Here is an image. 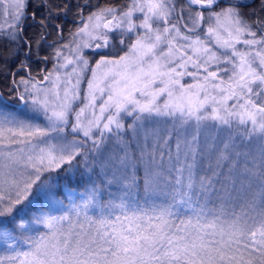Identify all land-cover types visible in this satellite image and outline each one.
<instances>
[{
  "label": "snow or ice",
  "instance_id": "6c2138e0",
  "mask_svg": "<svg viewBox=\"0 0 264 264\" xmlns=\"http://www.w3.org/2000/svg\"><path fill=\"white\" fill-rule=\"evenodd\" d=\"M73 8L0 94V264H264V0H0L13 77Z\"/></svg>",
  "mask_w": 264,
  "mask_h": 264
},
{
  "label": "trees",
  "instance_id": "16d2710c",
  "mask_svg": "<svg viewBox=\"0 0 264 264\" xmlns=\"http://www.w3.org/2000/svg\"><path fill=\"white\" fill-rule=\"evenodd\" d=\"M52 2L53 3H61L62 0H52ZM90 2L92 4H96L97 0H90ZM99 2L103 3V2H105V0H99ZM114 2H120V0H114ZM252 7H255V5H252ZM31 10L32 9L30 8L29 11H31ZM41 11H43V10H41ZM74 11H75V8H73V10L68 13L67 19H65L64 17H61L59 20L55 21V23L62 25V31H57V30L52 29V28H49L47 30L46 39L40 47V51H39V57L40 58L39 59L37 58L35 45L33 44V55H32L31 60L29 62L30 68L28 70L31 72L32 76L33 75L39 76L40 74H42V71H41V67H42L41 64H43L42 55L47 56L48 53L51 52L52 49H51V47H49L50 44H57L59 42L69 40V38H70L69 30L74 29L76 27V24L73 22L75 20V17L73 15ZM87 11L88 10H85V14L87 13ZM245 11H247V9H245ZM38 19H39V16H38ZM38 32H39V26L38 25L36 27H29L27 29L28 35L35 36ZM58 35L61 38H59L58 40H55L54 38L58 37ZM110 39L112 40V44L115 45V48L118 47L117 46V45H119L118 34L112 35L110 37ZM119 48L124 49L121 46ZM121 49L114 51L113 48L110 47L108 49L99 50L98 55H112L113 52L119 53L120 52L119 50H121ZM85 53L91 56L90 57L91 61H93L95 59V57L97 56V54H95L94 50L91 48L86 49ZM18 63H19V59H17L15 62H11V63L7 64V66H5V62L0 61V90H1L2 94L5 95L6 98L8 97L9 91L15 87V85L12 84L13 78L18 80V77L20 75H27L26 70H25V71H20L18 73V75H16L15 77L12 76V73L16 71ZM50 63H51V59L47 60V64L49 65ZM13 95H14V93H13ZM80 190H82V189L78 187L77 191H80Z\"/></svg>",
  "mask_w": 264,
  "mask_h": 264
},
{
  "label": "rangeland",
  "instance_id": "374dc122",
  "mask_svg": "<svg viewBox=\"0 0 264 264\" xmlns=\"http://www.w3.org/2000/svg\"><path fill=\"white\" fill-rule=\"evenodd\" d=\"M213 10H215V9H213ZM86 14H87V13H86ZM206 14H207V12H206ZM3 20H4V18H3V17H0V22H3ZM9 22H10V20H9ZM76 26H77V25H76ZM205 27H206V25H205ZM58 38H61V37L58 35V37H55L54 39H55V40H58ZM70 39H71V37L69 38V40H70ZM69 40H67V41H63V42H59V43H57V44H55V45H60V44L68 43ZM117 46H118V47H116V48L113 49L114 51H117L118 49H121V48H119V47H120L119 45H117ZM86 49H89V48H85V49H83V54H84V56H85L87 59H89V64H90V68H91V67H93V66L95 65L96 60L100 59V56H101V55H97V56L95 57V59H94L93 61H91V58H90L91 56L85 53V50H86ZM91 49L94 50V48H91ZM126 50H127L126 48L121 49V50H119L120 52H119L118 54H123V52L126 51ZM64 52H65L66 55H73V54L70 53L67 49H65ZM106 56H111V55H106ZM42 57H44V56L42 55ZM42 59H43V58H42ZM54 63H56V61L53 60V59H51V63H50L49 65L47 64V61L45 62V61L43 60V64H41V66H42V67H41L42 74H40L39 76H35V75H33V77H35V79H36V77L40 79V80L36 79L37 81H42V80H43V76H44L45 74H47L48 71L53 70V64H54ZM46 64H47V65H46ZM70 70H71L70 67H69L67 70H65V69H58V71H60V72L70 71ZM28 72H29V71L26 70V74H27V75H28ZM27 75H20V76H25V77L27 78V77H28ZM86 75H90V71H89ZM20 76L18 77V80H19ZM39 86H40V87H50V86H51V82H50V81H44V82H43L42 84H40ZM15 87H16V86H15ZM0 94H2L1 90H0Z\"/></svg>",
  "mask_w": 264,
  "mask_h": 264
},
{
  "label": "water",
  "instance_id": "95a60500",
  "mask_svg": "<svg viewBox=\"0 0 264 264\" xmlns=\"http://www.w3.org/2000/svg\"><path fill=\"white\" fill-rule=\"evenodd\" d=\"M44 77V76H43ZM36 79L40 80L39 78L36 77Z\"/></svg>",
  "mask_w": 264,
  "mask_h": 264
}]
</instances>
